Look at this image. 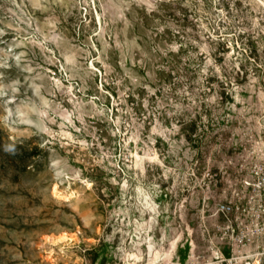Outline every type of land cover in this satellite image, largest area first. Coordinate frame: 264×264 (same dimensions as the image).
Instances as JSON below:
<instances>
[{
    "label": "rangeland",
    "instance_id": "obj_1",
    "mask_svg": "<svg viewBox=\"0 0 264 264\" xmlns=\"http://www.w3.org/2000/svg\"><path fill=\"white\" fill-rule=\"evenodd\" d=\"M23 9L0 0V264H206L264 152V0Z\"/></svg>",
    "mask_w": 264,
    "mask_h": 264
},
{
    "label": "built area",
    "instance_id": "obj_2",
    "mask_svg": "<svg viewBox=\"0 0 264 264\" xmlns=\"http://www.w3.org/2000/svg\"><path fill=\"white\" fill-rule=\"evenodd\" d=\"M216 212L223 244L215 245L206 264H264V152L226 189Z\"/></svg>",
    "mask_w": 264,
    "mask_h": 264
},
{
    "label": "bare ground",
    "instance_id": "obj_3",
    "mask_svg": "<svg viewBox=\"0 0 264 264\" xmlns=\"http://www.w3.org/2000/svg\"><path fill=\"white\" fill-rule=\"evenodd\" d=\"M58 185L55 186V191H58ZM47 238H49L51 241L53 242H64L66 240H68L70 238V234L67 231H63L61 233L58 234H49L47 235ZM135 264V263H132Z\"/></svg>",
    "mask_w": 264,
    "mask_h": 264
},
{
    "label": "clouds",
    "instance_id": "obj_4",
    "mask_svg": "<svg viewBox=\"0 0 264 264\" xmlns=\"http://www.w3.org/2000/svg\"><path fill=\"white\" fill-rule=\"evenodd\" d=\"M13 5H15V7L17 9L20 10V15L24 16V9H23V4H24V0H20V3H17V0H12ZM8 12L11 13L12 16H16L17 13L13 10V9H8ZM261 139H264V137H261Z\"/></svg>",
    "mask_w": 264,
    "mask_h": 264
}]
</instances>
